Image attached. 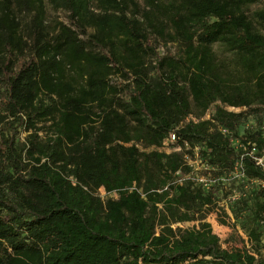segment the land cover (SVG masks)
<instances>
[{"label": "trees", "instance_id": "obj_1", "mask_svg": "<svg viewBox=\"0 0 264 264\" xmlns=\"http://www.w3.org/2000/svg\"><path fill=\"white\" fill-rule=\"evenodd\" d=\"M48 1L0 0V264H264V0Z\"/></svg>", "mask_w": 264, "mask_h": 264}, {"label": "rangeland", "instance_id": "obj_2", "mask_svg": "<svg viewBox=\"0 0 264 264\" xmlns=\"http://www.w3.org/2000/svg\"><path fill=\"white\" fill-rule=\"evenodd\" d=\"M144 0H140L141 3H143ZM47 3V19L48 21H51L52 23H54L55 21H62L66 24H70L71 20H70V13L67 10L64 9H54L52 7V5L49 3L48 0H46ZM260 4H255L253 5V9L259 7ZM82 38H86L84 35H81ZM155 43L157 44V51L160 53V55L162 56H168V55H175L178 56L179 55V43H174L172 41H167L164 39H160V38H153ZM229 109H234V110H239V109H235L234 107H229ZM211 115V110H209L206 113V117H210ZM26 135V133H22V137H24ZM204 177V176H203ZM99 195L102 196L103 198H105L106 193L105 190H99ZM207 220L211 222L214 231L220 236L221 239V244L223 247H228L231 248L233 246H243L244 245V241H246V244L248 247H251V243L248 241L247 236L245 235V233L239 229V227L234 228L232 226V222L234 221L233 219H229L231 224L230 225H226V224H222L219 220H218V212H212L208 215ZM198 221H186L183 223H177L174 224V227L177 226H181V227H193L194 225H197ZM264 241V239H263ZM262 255L264 256V250L262 251Z\"/></svg>", "mask_w": 264, "mask_h": 264}, {"label": "built area", "instance_id": "obj_3", "mask_svg": "<svg viewBox=\"0 0 264 264\" xmlns=\"http://www.w3.org/2000/svg\"><path fill=\"white\" fill-rule=\"evenodd\" d=\"M222 131L224 133L228 132L227 129H225V128H223ZM176 141H177L176 133L171 132L169 134V136L164 140L162 148L165 149L166 151H171L172 149L179 150L180 147H175L173 145ZM249 155L254 158V160L256 161V164L264 171V151L262 154L259 153L256 146L253 144V146L251 147V150L249 151ZM191 162L193 163V161H191ZM234 174L237 176H242V177L245 175V170H244V167L242 164H238L235 167ZM200 180L203 182L207 181V179L205 177H201ZM260 182H261L262 186L264 187V179H262ZM101 190H104V189L101 188ZM113 194H115V193H113ZM237 195L238 194H234L233 199H235L237 197Z\"/></svg>", "mask_w": 264, "mask_h": 264}]
</instances>
